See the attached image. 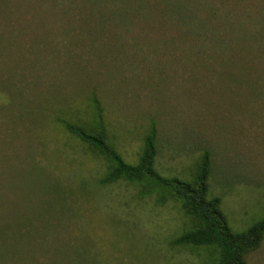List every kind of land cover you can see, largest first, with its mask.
I'll use <instances>...</instances> for the list:
<instances>
[{"label":"rangeland","instance_id":"1","mask_svg":"<svg viewBox=\"0 0 264 264\" xmlns=\"http://www.w3.org/2000/svg\"><path fill=\"white\" fill-rule=\"evenodd\" d=\"M63 121L104 124L131 164L155 132L169 178L207 151L245 230L264 215V0H0V264H216L172 243L194 224L179 200L102 184L109 161Z\"/></svg>","mask_w":264,"mask_h":264},{"label":"trees","instance_id":"2","mask_svg":"<svg viewBox=\"0 0 264 264\" xmlns=\"http://www.w3.org/2000/svg\"><path fill=\"white\" fill-rule=\"evenodd\" d=\"M63 123L89 149L109 161V172L100 180L102 184L120 179L130 182L146 181L150 185L148 192L166 193L181 202L183 211L191 217L194 224L192 229L175 238L173 244L212 247L217 252L216 264H248L247 255L260 248L264 241V215L243 231L233 230L221 208V197L210 194L211 160L207 151L201 157L192 180L169 178L159 174L155 166V132L147 136L138 163L131 164L107 142L104 124L96 133H91L79 125L67 121Z\"/></svg>","mask_w":264,"mask_h":264}]
</instances>
